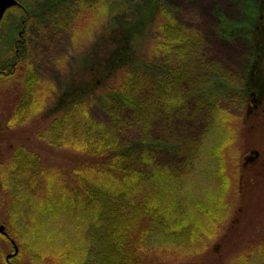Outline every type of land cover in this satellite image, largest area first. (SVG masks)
I'll list each match as a JSON object with an SVG mask.
<instances>
[{"label": "rangeland", "instance_id": "374dc122", "mask_svg": "<svg viewBox=\"0 0 264 264\" xmlns=\"http://www.w3.org/2000/svg\"><path fill=\"white\" fill-rule=\"evenodd\" d=\"M15 1L17 5L0 21V71L14 73L0 86V123L4 128L11 120L7 129L0 130V212L6 224L7 210L17 218L13 231L22 233L19 239L32 259L43 264H82L84 259L87 223L80 215L70 217L60 209L63 205H57V210L51 208L49 213L36 216L19 191L33 184L34 202L47 198L49 191L50 199L55 194L60 201L58 192L63 187L68 194L66 201L70 200V191L77 185L71 173L80 170L85 156L50 147L42 133L50 117L83 103L96 122L110 124L116 111L120 122L113 124L122 143H132L141 150L132 163L135 169L148 173L146 165L139 162L147 141L151 144L149 157L157 166L185 176L169 198L172 211L181 220L185 218L182 222L186 221L189 229H198L190 225L195 222L208 234L200 236L198 245L194 241L195 250L190 246L152 247L144 253L141 264H234L241 256L248 260L257 247L260 259L255 263L264 264V117L252 101L264 97V0H162L173 17L199 37L181 85L187 100L169 115L156 106L154 76L147 69H135L136 88L143 98L141 111L130 112L107 94L120 78V73L116 78L110 72L122 67V55L132 56L130 64H152L156 71L173 69L152 51L157 40L154 17L158 0ZM83 1L106 5V9L110 2L111 13L96 15L95 9L87 11L84 18L85 9L79 7ZM224 22L230 23L229 28L247 32L227 38ZM120 28L123 36L108 35ZM27 66L39 81L35 94L40 109L31 119L19 122L13 111L23 95L21 77ZM212 79L233 89H225L214 98L228 114L227 133L231 136L229 146L220 149L229 188L219 208L212 206L221 192L220 181L214 176L220 165L214 149L226 137L217 127L215 113L193 95ZM245 118L249 123L244 124ZM18 147L39 158L32 176L24 172L23 159L14 162L12 151ZM44 171L52 173L50 188H46L47 183L39 185ZM197 202L218 209L221 217L211 216L206 222L207 214L195 209ZM65 253L70 258H64ZM31 261L29 264H34Z\"/></svg>", "mask_w": 264, "mask_h": 264}, {"label": "trees", "instance_id": "16d2710c", "mask_svg": "<svg viewBox=\"0 0 264 264\" xmlns=\"http://www.w3.org/2000/svg\"><path fill=\"white\" fill-rule=\"evenodd\" d=\"M162 2L158 0L155 10L157 40L152 45V51L154 56L163 59L166 64L173 66V69L160 68L156 71L152 64H130L129 60L132 56L122 55L119 62L125 61L122 67L115 72H110L111 77L116 76V78L120 73V78L114 83V89L107 94L117 100V105L133 113L141 111L143 104V98L136 88L135 69L139 68L147 69L153 74L156 106L164 115L171 114L183 105L185 99L187 100L185 93L181 91V85L185 78V71L191 65L189 57L192 48L199 37L177 21ZM79 7L85 9L84 18L87 11L95 9L98 10L95 11L96 15L103 14L105 11L111 13L110 2L107 4V9L106 5H92L84 1ZM151 9L152 7L147 9V12L149 13ZM229 26L230 23H223V27L227 29L225 35L227 38L241 37L247 32V29H234ZM123 34L124 31L120 28L110 31L108 35L121 37ZM255 59L256 57L251 59L253 63ZM261 73L264 78V65ZM13 76L14 73L7 74L5 71H0V86L5 84L4 80H9ZM21 79L23 95L13 111V117H16L19 122H25L39 112L40 107L36 102L37 94H35L37 92L35 85H38L39 81L30 66L26 67ZM225 89L233 91L226 88L220 81L212 79L200 93H193L194 96L200 97L201 103L215 113L217 127L225 133L226 137L222 143L220 142L218 149H214V155L220 162L214 176L220 181L221 192L214 199L217 202L212 204V206L217 205V208L221 207V202L229 188L220 149H225L231 143V136L229 137L227 133L230 119L228 114L218 107L219 103L214 100ZM241 92L245 93V90L242 89ZM252 101L255 105H259L261 117H264V97L252 98ZM110 118V124L96 122L83 103H77L67 111L50 117L42 133L47 144L57 150L69 149L85 156V159L81 161L80 170L71 173L73 180L77 182L76 188L70 191L69 201H66L67 192L62 187L63 191L58 192L61 194L60 201L55 194H52L50 199L51 193L48 190L47 198L43 197L34 202L32 190L34 185L29 184L19 189L22 200L31 206L28 209L36 216L49 213L51 208L57 210V207L61 205L63 207L60 209L64 213L68 212L70 217L75 215L74 213L80 215L83 223H87L82 264H141L144 253L148 254L152 247L184 249L183 247L190 246L192 250H195L197 246L194 241L198 245L200 236L208 234L195 222H191L193 225H190L198 229H189L186 221L182 222L185 218L181 220L180 216H176L177 213L172 211V199H169L172 198V193L175 195L176 188H180L179 185L183 184L185 176L173 175L171 171L157 166L149 157L151 154L148 147L151 144L147 141L144 145L147 149L142 152L139 162L146 165L148 173L135 169L132 163L141 150L132 143L129 145L122 143L114 127V124L118 125L120 122L116 111ZM246 121L245 118L244 124L249 123ZM10 122L11 120L6 121L4 128L7 129L11 125ZM251 126L252 124L248 125L250 129ZM4 128L0 123L1 133ZM162 147L170 146L163 144ZM12 154L14 162L20 159L25 161L24 172L32 176V170L36 169L39 158L23 147L16 148ZM48 172L44 171V176L39 182V185L47 183L46 188H50L48 182L50 174L52 175ZM60 174L63 176L62 173ZM186 180L190 179L186 178ZM7 187L9 185L6 182L3 183V188L8 194ZM178 199L179 196L176 203L179 202ZM68 206L72 207L68 208ZM194 206L198 213L207 214L206 222L211 216L221 217L218 209L204 207L198 202ZM177 210L182 211L181 207H177ZM19 212L21 213L20 210ZM25 227L28 228L27 224ZM61 251L65 252L62 249ZM195 252L200 253V251ZM254 252L255 254L249 255L248 260L246 256H241L234 264H256L255 259H260L258 257L260 247H257ZM63 257L68 256L65 253Z\"/></svg>", "mask_w": 264, "mask_h": 264}, {"label": "flooded vegetation", "instance_id": "af4514ba", "mask_svg": "<svg viewBox=\"0 0 264 264\" xmlns=\"http://www.w3.org/2000/svg\"><path fill=\"white\" fill-rule=\"evenodd\" d=\"M0 210L3 209L0 208ZM15 220L17 218L14 217V214L7 210L6 224L3 214L0 212V264H29L31 260L34 264H43L35 262L31 257V252L21 243L19 238H23L22 233L13 231Z\"/></svg>", "mask_w": 264, "mask_h": 264}, {"label": "water", "instance_id": "95a60500", "mask_svg": "<svg viewBox=\"0 0 264 264\" xmlns=\"http://www.w3.org/2000/svg\"><path fill=\"white\" fill-rule=\"evenodd\" d=\"M15 0H0V21L4 14L12 7L16 6Z\"/></svg>", "mask_w": 264, "mask_h": 264}]
</instances>
